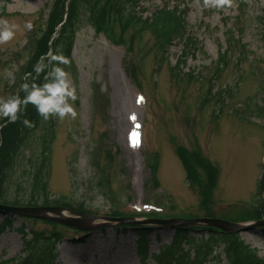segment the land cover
I'll return each instance as SVG.
<instances>
[{
    "label": "rangeland",
    "instance_id": "374dc122",
    "mask_svg": "<svg viewBox=\"0 0 264 264\" xmlns=\"http://www.w3.org/2000/svg\"><path fill=\"white\" fill-rule=\"evenodd\" d=\"M51 1L0 0V15L5 9L0 20L20 25L16 37L0 45V98L11 96L18 72L41 35L46 17L40 19L39 13H47ZM163 6L184 9L188 29L180 27L176 42L170 48L164 47L163 52L168 51L156 74L153 71L158 62L153 55L142 61L122 46L108 42L102 34L97 35L90 25L76 32L72 58L77 79H71L77 90V117H55L50 126L54 139L45 177L46 196L70 209L81 207L99 216L167 220L214 214L232 221L240 210H253L263 197L257 195V188L264 176V0H245V7L240 6L244 7L242 13L237 0L221 8L206 7L204 0H141L140 5L147 18ZM225 17L231 19L228 24L223 21ZM27 21L33 23L30 31L23 27ZM232 26L241 27L240 36L248 47V55L241 63L235 61L216 82L219 88L230 90L220 98V105L212 100L203 106L208 83L200 76L208 77L206 69L216 61L220 48H225V31ZM233 33L238 37L236 31ZM185 36H192L200 46L193 56H187L181 68L182 74H193L189 82L187 75L179 74L175 79L169 70L181 57ZM142 44L149 50L152 36L143 35ZM129 60L134 69L127 71ZM6 70L14 73V83L9 82ZM137 85L142 86L151 101L145 110L132 104ZM249 97L251 100L245 103ZM127 112L136 114L145 127L146 144L136 155L130 153L123 137L129 127L124 123ZM177 149L199 153L218 166V183L210 209H201L199 187L188 181L182 160L176 156ZM25 151L16 156L9 182L15 185L7 188L5 194L2 190V203L19 199L20 205L27 198L18 188L26 187L32 176L27 161L30 154ZM9 167L7 162L3 172L7 173V168L9 172ZM201 178L205 181L204 176ZM103 194L112 195L115 200L111 202ZM143 204L156 205L169 217L128 215L132 205ZM3 214L0 211V224L5 219ZM12 221L11 229L0 234V264H16L13 259L29 243L33 232L63 236L56 264H155L153 256L159 248L161 251V247L169 246L176 233L174 225L147 224L156 229L140 242V247L137 236L119 225L79 231L33 218L12 216ZM20 226L26 227L25 236L17 230ZM201 235L204 233L190 232V242L178 244L179 250H172L168 263L181 258L186 250L191 257L201 252L203 244L196 240ZM239 237L257 251L258 257H264L263 232L254 229ZM218 245L222 247L221 243ZM219 253L214 250L205 260L199 259L203 264H226L223 254L216 257ZM205 254L202 252L201 256Z\"/></svg>",
    "mask_w": 264,
    "mask_h": 264
},
{
    "label": "trees",
    "instance_id": "16d2710c",
    "mask_svg": "<svg viewBox=\"0 0 264 264\" xmlns=\"http://www.w3.org/2000/svg\"><path fill=\"white\" fill-rule=\"evenodd\" d=\"M69 0H52L49 7V11L44 14L46 20L44 22L43 32L40 38L35 42V45L31 49L30 58L26 65L18 75L16 92L19 93L21 98L25 95L23 91H20V85L28 82L29 84L35 82L42 84L45 82L44 77L47 71L50 69L46 68L43 73L37 74L35 71L36 66L41 62L47 65L50 61V57H47L49 51L54 54L62 55L69 61L66 64L68 72L74 74L75 68L70 58V51L72 49L74 39L73 35L76 31L86 27L87 24L92 25L98 34L102 33L105 38L114 45L122 46L125 51L138 58H143L145 52V45L142 44L143 34L147 32L153 38L152 50L159 49L164 50L165 46H168L182 29L187 28L185 20H182L180 11L177 8L169 9L163 7L157 10L151 17V20L143 21L138 12L134 8H131V4L135 3L138 5L140 0H70L68 10L66 11V3ZM66 17V18H65ZM148 23V24H146ZM62 24V25H61ZM61 25L58 30L57 27ZM186 27V28H185ZM228 30L226 34L231 33ZM56 35L53 38V35ZM233 34L227 36L226 42L227 48H230V39ZM179 39V38H177ZM191 38L186 39L187 47H195ZM229 54L227 51L219 54V65L224 61H227ZM165 55V51L162 56ZM131 60L127 63V71L134 69V65L129 66ZM126 63V61H125ZM24 119H28L32 126H26L23 123ZM42 117L36 111L35 107L31 104L28 105L25 116L21 117L16 123H8L1 130V144H0V194H5L7 188L10 186L11 169L14 165L11 164V169L6 175V179L3 177V168L7 162L14 160L19 150L23 146L29 144V139L36 131H38L41 124ZM7 121L4 119V122ZM31 136V137H30ZM30 137V138H29ZM41 150L38 159L32 157L30 162L36 164L33 175L31 176L30 185L27 189L24 187L25 194L27 195L26 205H41V206H64L58 201H50L46 196L45 177L47 156L50 154V145L52 135L47 130L40 131ZM177 155L181 158L184 165L188 181H193L192 185L199 184L202 194L203 206L207 207L210 203V196L208 194L210 188H213L216 181L217 172L215 169L210 167L200 156L199 153H189L183 149H177ZM201 176L205 177V181L202 180ZM4 180V183L1 182ZM205 182V183H202ZM26 200V198H25ZM19 199L15 201L18 204ZM24 201H21V204ZM7 204L10 200L7 199ZM82 210L81 207H78ZM251 214V213H248ZM263 213H257L251 215L252 218H260ZM264 216V215H263ZM7 222V221H6ZM11 222H7L10 226ZM4 226V224H3ZM0 227L1 229L3 228ZM0 229V230H1ZM139 238H144L147 230L134 229ZM188 230L179 228L175 233V238L178 240H189L186 236ZM210 236L215 237L209 245V252L213 248H217L218 242L225 244L224 254L228 259V264H264L263 260L256 257L255 250L249 249L244 246L243 242L237 236L218 234L214 231H210ZM59 235V234H58ZM57 238L59 236L55 235ZM39 239V238H38ZM44 239V241H43ZM43 239L37 240L35 245V258L32 257L29 264H46L39 258V253H44L47 259V264H52V260L56 259V249L52 245V239L49 237H43ZM52 246V247H51ZM50 256L47 255L46 251L49 248ZM35 259V260H34ZM40 260V261H39Z\"/></svg>",
    "mask_w": 264,
    "mask_h": 264
},
{
    "label": "clouds",
    "instance_id": "9594fccd",
    "mask_svg": "<svg viewBox=\"0 0 264 264\" xmlns=\"http://www.w3.org/2000/svg\"><path fill=\"white\" fill-rule=\"evenodd\" d=\"M205 6L221 8L225 5L231 6V0H204ZM27 30L33 29L32 21L25 22ZM20 31V25L0 20V45L12 41L17 32ZM50 61L47 65L41 62L36 66L37 74L43 73L46 68L50 69L44 77L45 82L29 84L25 82L20 85V91L25 95L21 98L19 93L0 98V119H6L8 123H16L25 116L29 104L33 105L43 120L47 121L53 117L64 119L66 117L75 119L77 111L75 101L77 100V90L71 79V74L61 67V64H67L69 61L62 55L49 53ZM6 77L10 83L15 82L13 72L6 70ZM23 123L31 127L32 123L24 119Z\"/></svg>",
    "mask_w": 264,
    "mask_h": 264
},
{
    "label": "water",
    "instance_id": "95a60500",
    "mask_svg": "<svg viewBox=\"0 0 264 264\" xmlns=\"http://www.w3.org/2000/svg\"><path fill=\"white\" fill-rule=\"evenodd\" d=\"M0 209L6 212H10V213L54 221V222L67 225L72 228L73 227L78 228V229H84V225H88L96 220H106V221H110V223H114V222L129 223V220L93 217V216H89L85 214H78V213L68 211L65 209H60V208L15 209V208L0 207ZM68 214H74L75 217H70ZM167 223H170L172 225H178V226L203 225V226L219 229L226 233L243 232L255 226L264 225V222L233 224V223H229V222H225L221 220H214V219L176 220V221L174 220V221L167 222ZM99 226H103V224Z\"/></svg>",
    "mask_w": 264,
    "mask_h": 264
},
{
    "label": "bare ground",
    "instance_id": "6f19581e",
    "mask_svg": "<svg viewBox=\"0 0 264 264\" xmlns=\"http://www.w3.org/2000/svg\"><path fill=\"white\" fill-rule=\"evenodd\" d=\"M122 122V121H121ZM121 122H120V124H121Z\"/></svg>",
    "mask_w": 264,
    "mask_h": 264
}]
</instances>
